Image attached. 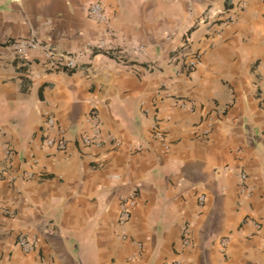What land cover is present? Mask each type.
Returning <instances> with one entry per match:
<instances>
[{
    "label": "crops",
    "instance_id": "crops-1",
    "mask_svg": "<svg viewBox=\"0 0 264 264\" xmlns=\"http://www.w3.org/2000/svg\"><path fill=\"white\" fill-rule=\"evenodd\" d=\"M92 1L0 0V45L35 36L83 52L68 72L44 71L39 48L26 59L3 49L0 264H264V222L248 219H264V0L224 26L194 20L224 19L229 0H100L107 24L87 17ZM186 35L200 52L191 72L173 60ZM100 40L124 59L95 49ZM92 106L100 142L84 146ZM45 113L65 129V150L45 144ZM20 232L37 236L30 252Z\"/></svg>",
    "mask_w": 264,
    "mask_h": 264
},
{
    "label": "built area",
    "instance_id": "built-area-1",
    "mask_svg": "<svg viewBox=\"0 0 264 264\" xmlns=\"http://www.w3.org/2000/svg\"><path fill=\"white\" fill-rule=\"evenodd\" d=\"M230 6L221 13H226L227 17L218 21L219 13L216 11L209 10L208 12L200 15L194 20V25L199 24H218L219 26H224L230 22H233L235 15L238 11L246 5V0H229ZM87 17L96 21L97 23H108V18L105 14L104 8L100 0H95L90 2L86 7ZM188 16H191V11L187 12ZM109 37H114L115 34L113 31L107 27L104 30ZM8 47L13 53L15 58L26 59L29 51L33 48H39L41 50V63L44 66V71H74L80 68L81 59L83 52H60L54 48L49 47L46 44H43L40 39L35 36L29 37H17L13 39H7L3 42V45H0V62L4 61L6 58L4 48ZM94 48L99 51H105L107 54H110L118 59L123 60V55L118 53L111 52L106 45L105 40H100L94 43ZM112 53V54H111ZM173 60L181 63L182 67L186 72L193 71L200 61V52L198 50L192 49L190 47V37L184 36L180 48L175 51ZM159 63L153 62L151 68H158ZM30 78L35 79L37 74H30ZM181 106L187 105V101L184 99L176 100ZM89 129L80 133V141L84 146H89L92 144H98L100 142V131H101V120L96 106H92L88 111L86 118ZM57 121L53 114L45 113L44 114V128H43V138L46 145L54 147L57 150H65L67 147L68 140L65 137V129L57 126ZM56 130V133H52L51 130ZM152 134L154 137L162 139L164 134L156 126H153ZM6 153H11L10 148L5 146ZM239 178L241 180L240 192L244 195L249 194V186L247 184V174L244 171L239 172ZM135 194H132L127 199L123 200L120 203V209L118 213V219L121 225L127 223L131 216L132 208L136 204ZM199 201L203 200V196L198 197ZM13 212H10L12 214ZM251 222L254 223L256 227H260L263 224L264 219H253L248 218ZM38 238L36 235H30L26 232H20L16 237V243L21 247L23 252H30L37 245ZM188 243L186 240L184 241ZM228 243V237L223 236L220 238L219 244L221 252L226 253ZM179 264V262H176Z\"/></svg>",
    "mask_w": 264,
    "mask_h": 264
}]
</instances>
